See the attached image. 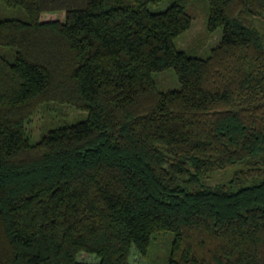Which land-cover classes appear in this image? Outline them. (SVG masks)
<instances>
[{
  "label": "trees",
  "instance_id": "trees-1",
  "mask_svg": "<svg viewBox=\"0 0 264 264\" xmlns=\"http://www.w3.org/2000/svg\"><path fill=\"white\" fill-rule=\"evenodd\" d=\"M161 1L0 0V264H264V0ZM50 103L83 116L34 141Z\"/></svg>",
  "mask_w": 264,
  "mask_h": 264
},
{
  "label": "rangeland",
  "instance_id": "rangeland-1",
  "mask_svg": "<svg viewBox=\"0 0 264 264\" xmlns=\"http://www.w3.org/2000/svg\"><path fill=\"white\" fill-rule=\"evenodd\" d=\"M171 0H162L158 5H153L151 7L154 11L165 10ZM55 16L59 19L64 18L63 13H57ZM46 17H51L48 15ZM264 31V24L259 25ZM262 26V27H261ZM222 36V29H219L215 34H209L207 32V18L202 10H198L197 16L193 22L192 28L182 34L176 41L175 46L178 49L188 51L190 49L194 50L195 54L198 56L205 57L213 47L217 45ZM154 79L157 82L158 88L162 91H172L180 88V84L176 73L173 69L166 70L162 73L154 75ZM52 107H40L37 112L31 118L30 123L27 125V132L31 135L34 141H38L43 133L48 130L53 124L68 123L73 124L77 122L83 116V113L77 111L73 107H59L56 103H50ZM241 166H235L227 170L216 171L210 178L207 179L208 185H217L229 182L235 172L240 169ZM251 184V183H249ZM168 241H158L160 246L161 255L165 256L168 247ZM159 254L158 251H155ZM79 261L88 264H97L100 262L99 258L95 255L81 254L79 256ZM131 264H149L144 258L132 251L131 254Z\"/></svg>",
  "mask_w": 264,
  "mask_h": 264
}]
</instances>
